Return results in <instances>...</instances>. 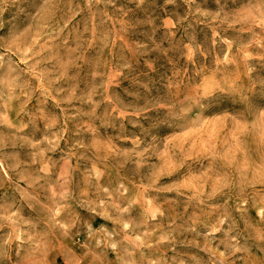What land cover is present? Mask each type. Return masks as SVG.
<instances>
[{"label": "rangeland", "instance_id": "374dc122", "mask_svg": "<svg viewBox=\"0 0 264 264\" xmlns=\"http://www.w3.org/2000/svg\"><path fill=\"white\" fill-rule=\"evenodd\" d=\"M0 264H264V0H0Z\"/></svg>", "mask_w": 264, "mask_h": 264}]
</instances>
